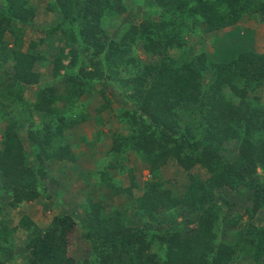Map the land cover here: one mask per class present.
<instances>
[{
    "label": "trees",
    "instance_id": "1",
    "mask_svg": "<svg viewBox=\"0 0 264 264\" xmlns=\"http://www.w3.org/2000/svg\"><path fill=\"white\" fill-rule=\"evenodd\" d=\"M129 1L142 8L138 22L126 0H46L54 21L41 25L43 37L25 47L24 33L37 27L35 4L0 0V189L8 205L16 209L64 194L53 166L78 161L65 133L89 119L88 96L97 92L100 108L110 109L126 131L111 134V146L92 172L113 195L129 197L130 212L105 211L102 202L89 200L82 205L85 220L71 210L57 212L43 228L27 215L16 226L0 219V264L18 257L12 235L19 228L26 233L24 264H78L70 248L77 227L95 253L90 264H230L242 254L251 264H264V226L249 224L235 241L219 239L209 213L222 186L243 185L237 191L251 193L254 209L264 206L258 172L264 178V102L257 94L264 91V49L252 47V33L238 31L245 17L264 23V0ZM190 35L212 38L213 53L203 46L193 52L186 45ZM40 67L51 69L52 85L38 87ZM60 81L64 87L57 92ZM27 86L34 89L31 101L24 96ZM228 144L237 149L232 161ZM128 150L150 175L135 197L131 170L127 187L109 176V168L125 171ZM170 160L190 178L182 195L164 187ZM194 168L208 177L201 179ZM181 204L198 213L197 230L186 236L169 222Z\"/></svg>",
    "mask_w": 264,
    "mask_h": 264
},
{
    "label": "rangeland",
    "instance_id": "2",
    "mask_svg": "<svg viewBox=\"0 0 264 264\" xmlns=\"http://www.w3.org/2000/svg\"><path fill=\"white\" fill-rule=\"evenodd\" d=\"M32 5L35 4L37 8V18L35 24L37 27L49 24L53 21V14H49V17L45 10L46 0H29ZM128 4L131 1L126 0ZM130 4V11L138 12L130 16L134 22L140 21V10L142 8L133 7ZM136 10V11H135ZM44 12L39 14L38 12ZM238 31L242 34L252 33L253 41L252 47L256 50L262 51L264 49V23L252 18H243L238 22ZM241 28V29H240ZM240 29V30H239ZM227 29H222L216 33V38L221 39L224 37V33ZM246 33V34H247ZM27 34L29 32L27 31ZM36 35V33L34 34ZM215 41L209 37L202 38L190 35L186 37V45L192 47L193 52L201 51L200 48L203 46L207 54H212L214 51ZM177 52V51H176ZM172 54L175 50L171 51ZM141 59L144 61L150 59L145 54L140 53ZM42 69L41 81L51 80V69L49 67H40ZM36 70L37 67L35 66ZM40 81V82H41ZM205 84V81H204ZM32 88V87H31ZM63 87H61V90ZM263 89V88H262ZM32 96L35 94L34 89H29ZM261 101L264 102V91H257ZM88 105L85 107L86 110L91 113L89 119L83 123L76 125L71 130H67L66 142L74 147L75 151L79 155V159L76 163H70L66 160L62 161L61 164H55L53 167L56 169L53 174L59 175L60 184L58 188L63 190L64 194L61 196L53 195L50 199L44 202H24L23 205L18 208H11L7 201L8 197L5 193H2L0 189V219L7 220L10 226H16L18 221L23 215L30 217L39 227L43 228L49 224L52 217L59 211L71 210L72 213L77 216L76 218L85 220V211L82 205L87 203L89 200L96 202L100 201L105 205V211L113 209V207L125 211L127 215L130 213L126 208L129 206V197L127 196H115L113 195L110 188L106 187L104 184H98V179L100 180L99 174H94L92 172L95 170L99 163H101V156L105 155V152L111 146V134L113 132L126 131V128L120 124L114 117L112 111L108 108H100L103 99L100 97L99 93L95 92L88 96ZM63 104L60 103V106ZM115 106V105H113ZM25 116H21L23 119ZM29 116L26 118L29 120ZM31 119V118H30ZM33 121H39L37 116L33 117ZM5 122L0 121V135ZM124 129V130H123ZM101 131V137L98 136L96 142H91L93 134ZM24 138L25 146H27V137L25 133H20ZM28 147V146H27ZM237 149L235 144L227 145V158L232 161L236 158ZM125 171L119 173L117 168H109V176L112 178V183L120 184L122 187H127L131 183L129 170L133 172V176L137 182V187L133 188L132 192L134 197L142 192V186L150 178L147 165L141 161L138 156L128 150L124 153L123 163ZM108 167V166H106ZM108 169V168H107ZM201 179L205 180L208 175L200 168H194ZM108 172V170H107ZM260 174V180L263 182L262 172L258 171ZM107 175V174H106ZM50 176V174H49ZM162 177L164 180V187L170 188L177 194H184L186 192L187 186L190 183V178L187 173L180 168L175 161L170 160L165 168H163ZM48 181V180H47ZM51 187L53 185L50 184ZM141 187V190L138 188ZM237 189H245L243 185L240 186H222L215 191V206L209 212L210 216L215 218V226L217 228V237L219 239L227 240H237L238 233L243 231L244 228L249 227V224H255L256 226H264V206L254 209V203L252 200L251 193L248 190H241L239 193ZM244 191V192H243ZM49 192L51 188L49 187ZM135 204H133L134 206ZM177 217L175 221L170 219V223L175 222V226H180L181 234L183 236L190 235L197 230V216L198 213L195 212L191 207L187 205L177 206ZM132 216V214H130ZM79 221V220H78ZM173 226V224L171 225ZM81 227L73 232L71 236V254L76 259V262L87 261L88 264L94 262L95 253L92 250V246L84 240L81 236ZM247 228L245 231H248ZM243 233V232H242ZM25 232L22 229H17L13 233V238L15 241V252L17 258L9 264H24L23 259L20 257L23 251V245L25 244ZM154 246L152 249H156ZM230 264H251V259L248 255L242 254L238 256Z\"/></svg>",
    "mask_w": 264,
    "mask_h": 264
},
{
    "label": "crops",
    "instance_id": "3",
    "mask_svg": "<svg viewBox=\"0 0 264 264\" xmlns=\"http://www.w3.org/2000/svg\"><path fill=\"white\" fill-rule=\"evenodd\" d=\"M44 12H46L45 14H47L48 15V17H49V14H52V13H49V12H47L46 10H44ZM43 11L42 12H38L39 14H43L44 13ZM36 18H37V14H36V16H35V18H34V22H33V26H36V24H35V21H36ZM53 21H54V19H53ZM52 21V22H53ZM50 24V23H49ZM46 25V24H45ZM48 25V24H47ZM29 32V34H27V31L24 33V40L26 41L25 42V47H26V45H27V42H28V40H30V39H37V38H40V37H43V32L41 31V26L40 27H34V29H33V31L31 30V31H28ZM36 33V35H34ZM5 38L6 39H8V40H10L11 39V37H10V35L9 34H7L6 36H5ZM41 48L42 49H44V51L45 50H47L48 49V45H47V43H44L43 45H41ZM41 68H39V70H40ZM48 80V79H47ZM47 80H43V81H41L38 85V87L40 88V87H43V86H49V85H52V83L54 82H48ZM61 87H64L63 86V81H60L59 82V85H57L56 86V91L57 92H61ZM29 89H32L31 87H29V86H27L25 89H24V96H25V99L27 100V101H31L33 98H34V95L32 96V94H31V92H30V90ZM23 123V122H22ZM25 126V125H24ZM25 132V130L23 131H21V133H24ZM98 136L99 137H101V134H100V132H96V133H94L93 134V137H92V140L90 139V141L91 142H96L97 140H100V139H98ZM23 138V137H22ZM27 139V138H26ZM23 142H24V138H23V140H22ZM27 147V146H26Z\"/></svg>",
    "mask_w": 264,
    "mask_h": 264
}]
</instances>
